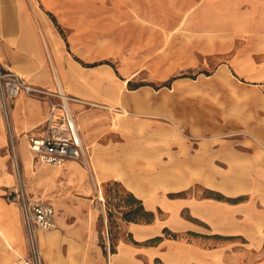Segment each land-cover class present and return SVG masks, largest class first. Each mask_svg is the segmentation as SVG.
<instances>
[{
    "label": "rangeland",
    "instance_id": "rangeland-1",
    "mask_svg": "<svg viewBox=\"0 0 264 264\" xmlns=\"http://www.w3.org/2000/svg\"><path fill=\"white\" fill-rule=\"evenodd\" d=\"M20 5L29 14V24L20 20L28 39L23 45L32 56L40 53L38 64H48L53 72L49 48L38 38L41 16L59 39L60 51L81 70L98 71L102 77L86 95L64 88L66 96L75 99L72 104H78L72 108L86 147V158L72 161V168L67 163L33 164L28 147L20 150L19 138L10 135L9 190L21 181L26 191L49 200L57 211L55 228L37 229L41 238L55 236L45 249L40 246L41 264H109L115 258L117 264H161L146 247L156 244L153 234L161 232L159 227H172V219H178V206L170 200L210 196L205 186L228 193L251 188V176L242 173L238 179L230 157L221 152H214L212 159L221 166L229 163L228 170L222 174L213 165L218 178L206 177V144L224 150L226 143L238 144L243 132L223 130L218 122L238 119V104L244 99L236 93V78L226 71L230 114L220 94L209 95L206 102V75L243 44L264 43V0H21ZM48 90L61 93L59 88ZM206 103L213 112L224 110L208 118L216 125L212 128L205 127ZM86 162L91 164L89 172ZM72 172L82 173V184ZM124 178L146 188V194L132 189ZM9 192L2 193V202L7 209L15 206L24 244L11 245L0 228V240L6 242L0 248V264H22L18 257L28 252L26 230ZM154 204L152 212L145 209ZM179 215L191 217L187 208ZM84 220L97 236L100 262L69 231ZM128 221L153 222L156 229L137 240L126 228ZM164 233L170 239L179 236ZM123 244L129 245L128 258L113 255Z\"/></svg>",
    "mask_w": 264,
    "mask_h": 264
},
{
    "label": "crops",
    "instance_id": "crops-1",
    "mask_svg": "<svg viewBox=\"0 0 264 264\" xmlns=\"http://www.w3.org/2000/svg\"><path fill=\"white\" fill-rule=\"evenodd\" d=\"M14 3L17 6L16 11H14ZM20 4L21 0H0V35L3 37L0 38L1 66L6 70L22 74L26 77L27 82L45 89H58L55 79L56 72L65 89L72 90L76 95L77 91L86 95L90 88L98 87L102 79L98 71L85 72L79 68L77 62L70 60L62 53L59 49V39L50 32L49 25L41 16H39L41 24L38 26L41 36L38 38L41 37L49 48L53 72L48 64L36 62L41 58L40 53L34 54L35 57H33L23 45V42L28 39L27 34L22 35L21 33L20 20L29 24V14L22 10ZM18 15L19 17H16ZM46 27L49 28V34L46 32ZM36 38L33 35V40L36 41ZM226 71L236 78V93L244 99L238 104L240 109L238 119L224 118L218 122V125L226 131L233 130L243 133L237 138V145L226 143L225 150L214 149L210 144H206L208 148L206 150L205 174L206 177L218 178L217 175H213V165L220 167L223 174L225 170H228L230 163L231 172H236L238 179L243 176L242 173H244V178L251 176V188L228 193L211 186H205V189L210 192V196L204 198L182 196L170 200L173 206H178V219H172V227L166 224L159 227L161 232L153 234L158 237L156 244L146 247L149 256L152 259L157 258L161 264H264V43L243 44L229 58L218 64L212 73L206 75V84H208L206 102L209 95L214 97L215 94H220L219 96L226 104L230 114L232 96L224 83L228 80ZM124 81L127 83L129 79ZM72 103L71 101L70 108L75 115L72 105L75 108L78 104ZM213 111L214 108H209L206 103V128L216 126L212 121L209 123V119L211 120L214 115L224 113V110ZM47 112L48 103L45 100H35L31 96L21 94V96L9 100V126H7L0 104V228L8 237L11 245L14 244L16 248H22V244H24L22 227L20 221L17 222L15 206L5 208L2 202L4 199L1 197L8 191H10L8 195L12 196L14 188L11 186L12 188L9 190L12 178L11 173L7 171V147L10 135L19 138L20 150L21 146L28 147L29 138L42 131ZM76 121L78 124L77 117ZM79 129L83 141L80 126ZM214 152H221L230 157L229 163L223 166L219 165L218 161L212 159ZM197 155L198 152L195 153V157ZM72 161L74 160L65 162L67 167H73ZM238 183L240 182L238 181ZM128 184L132 189L137 187L136 190L141 195L147 192V189L139 183L136 187L129 182ZM29 193L31 194V192ZM34 197L52 204L47 199ZM155 206L156 204L146 206L145 209L152 212ZM183 208L188 209L190 218L179 215ZM6 209L7 214L4 213ZM56 217L55 209V222L52 228L56 226ZM88 225L87 221H80L72 225L69 231L79 244L88 246V251H92L96 260L100 262L101 252L97 249V236L91 231V225L90 227ZM126 228L137 240L144 239L152 233L153 229H156L153 222L137 223L132 221L126 223ZM165 231L179 233V236L172 239L167 238ZM36 236L39 240V247L40 239L45 240V246L55 242L53 235L41 238L37 229ZM0 243V248L3 249L6 242L0 240ZM119 247H121L122 253L117 251L113 255L128 258L129 245L123 244ZM117 262L116 258L114 261L109 259V264H117Z\"/></svg>",
    "mask_w": 264,
    "mask_h": 264
},
{
    "label": "built area",
    "instance_id": "built-area-1",
    "mask_svg": "<svg viewBox=\"0 0 264 264\" xmlns=\"http://www.w3.org/2000/svg\"><path fill=\"white\" fill-rule=\"evenodd\" d=\"M21 94L48 103L42 131L29 138L28 148L32 154L33 164L62 166L67 160L84 158L86 149L76 117L70 108V102L75 99L33 85L24 77L4 69L0 64V104L7 120L9 99ZM12 200L18 205L28 246L27 255L19 259L22 264H41L36 229L48 230L54 226L55 209L51 203L35 198L26 191L21 181L17 182L12 190Z\"/></svg>",
    "mask_w": 264,
    "mask_h": 264
},
{
    "label": "bare ground",
    "instance_id": "bare-ground-1",
    "mask_svg": "<svg viewBox=\"0 0 264 264\" xmlns=\"http://www.w3.org/2000/svg\"><path fill=\"white\" fill-rule=\"evenodd\" d=\"M48 30H49V28H48ZM65 73V72H64ZM66 74V73H65ZM74 77V76H73ZM55 79H56V82H57V85H58V88H59V90L61 91V94H63L64 96H66V92H65V87L61 84V82H60V78L58 77V74H57V72L55 73ZM86 158V157H85ZM84 162V161H83ZM72 166H74V165H72ZM90 167H91V164L89 163V162H86V168H87V171H88V169L90 170ZM29 170V169H28ZM89 172V171H88ZM52 174H58V173H51V174H48L49 175V178H51V175ZM71 175H76V177H75V180H76V182L78 183V184H82L83 183V177H82V173H79L78 175L75 173V172H72V173H70ZM118 175H120V176H122L120 173H118ZM99 176H100V174H99V171H98V178H99ZM37 177V176H36ZM123 177V176H122ZM39 178V177H38ZM55 178H57V176L55 177ZM42 179V178H41ZM93 179H95V182L96 183H98L99 182V179H96V177H94L93 176ZM40 181V180H39ZM1 232V231H0ZM47 242V241H46ZM52 242V241H51ZM49 243V242H48ZM37 245H38V249H39V252H40V247H39V240L37 239ZM45 245H46V243H45V240H43V239H40V246H41V248H45Z\"/></svg>",
    "mask_w": 264,
    "mask_h": 264
}]
</instances>
